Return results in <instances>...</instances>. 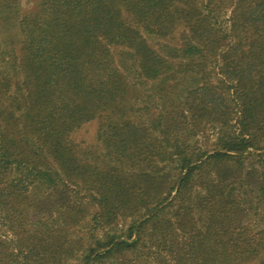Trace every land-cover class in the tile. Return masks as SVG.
I'll return each mask as SVG.
<instances>
[{"label":"trees","instance_id":"1","mask_svg":"<svg viewBox=\"0 0 264 264\" xmlns=\"http://www.w3.org/2000/svg\"><path fill=\"white\" fill-rule=\"evenodd\" d=\"M13 2L0 264H264V0Z\"/></svg>","mask_w":264,"mask_h":264},{"label":"rangeland","instance_id":"2","mask_svg":"<svg viewBox=\"0 0 264 264\" xmlns=\"http://www.w3.org/2000/svg\"><path fill=\"white\" fill-rule=\"evenodd\" d=\"M39 0H14V2L11 4V8L9 9L10 15L12 17L19 18L21 17L24 13L31 12L35 6L36 3ZM1 29V28H0ZM9 35L10 38H14V36L17 34L16 33V28L15 25H11L9 29ZM2 34V33H1ZM179 37V31L177 30L174 33V40H168V39H163V40H152L153 43H163V44H168L173 43L178 41ZM97 121H90L88 123H85L81 126H79L77 129H75L71 134H70V140L78 145L80 149H85L89 148L91 150H94V146H96V130H97Z\"/></svg>","mask_w":264,"mask_h":264}]
</instances>
